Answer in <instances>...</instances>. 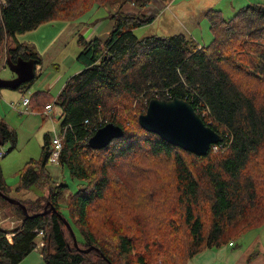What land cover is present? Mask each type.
I'll return each mask as SVG.
<instances>
[{
	"label": "trees",
	"instance_id": "obj_1",
	"mask_svg": "<svg viewBox=\"0 0 264 264\" xmlns=\"http://www.w3.org/2000/svg\"><path fill=\"white\" fill-rule=\"evenodd\" d=\"M116 1L143 7L153 0H7L0 9V64L5 57L4 67L32 61L35 70L17 90H29L43 63L18 34ZM205 16L213 39L200 44L185 32L139 38L134 30L152 24L155 14L109 12L104 36L80 37L76 60L82 69L57 97L52 90L31 95L29 108L38 113L56 99L64 135L59 163L79 182L63 207L69 185L54 180L47 135L41 157L19 171L17 190L48 186L49 192L17 199L29 215L47 204L57 212L26 216L0 194V210L12 205L21 219L11 238L10 230L0 229V264L23 261L37 248L40 231L46 264H189L198 253L264 226V2L247 4L230 18L218 8ZM175 97L189 101L223 136L217 149L198 155L140 125L153 98ZM110 122L124 135L102 149L90 147V138ZM6 142L9 153L18 133L0 119V156ZM9 190L0 163V192Z\"/></svg>",
	"mask_w": 264,
	"mask_h": 264
},
{
	"label": "rangeland",
	"instance_id": "obj_2",
	"mask_svg": "<svg viewBox=\"0 0 264 264\" xmlns=\"http://www.w3.org/2000/svg\"><path fill=\"white\" fill-rule=\"evenodd\" d=\"M152 2L154 8H152L150 4L140 7L130 2L122 3L119 1L109 2L104 7H97L95 5V7L91 8L82 18L70 21L60 19L48 21L35 30L18 34V38L21 42H26L34 46L39 53H43L45 61L47 59L50 60L54 58V55L49 56V54L51 50H54L53 44L60 32L64 33L63 40L68 41L66 45L67 50L80 51L79 49L82 48L79 43L80 37L84 36L86 39H91L93 33L98 30L96 26L93 25H97L101 21L106 20V26L96 33L98 36H104L109 29L110 19L108 18V13L121 10L127 13L142 12L148 15L157 14L154 23L134 30V34L139 38L153 34L164 35L167 33L185 32L188 35H194L200 44H208L213 39L210 24L205 16V12L208 9L220 8L223 11L224 17L230 18L239 8L254 2H264V0H153ZM76 26L79 27V30L73 29ZM72 33H74L73 37H71ZM75 62L77 66H81L77 60H75ZM5 64L7 65L6 57L0 64V78L10 79L13 73L8 66L4 67ZM74 69V67L70 68L69 72L74 71ZM65 72L66 68H63V73ZM0 91L3 95L0 98V115L3 113L0 118L4 119L9 126L14 128L18 133V143L15 149L7 153L11 146L10 142L4 143L1 147L0 163L6 183L11 189L8 194L13 198L19 199L41 198L42 195L48 194V186H34L31 189L24 188L21 191L17 190V186L20 182L19 171L30 159H38L41 157L43 146L42 141H38L37 133L43 127L46 129L50 128L52 131L53 125L59 129V115L61 110L56 107L55 99L53 101L54 108L50 112L49 117H44V119H42L41 116L34 117L27 113H21L20 110L12 108L11 103L21 101L23 96L31 97L34 92L31 93L29 90L25 91L24 95L19 100H16L15 96L17 93L15 91L17 90L1 88ZM54 91H57V89L55 88ZM54 95L56 98L58 94L54 93ZM2 154L6 155L2 156ZM49 168L58 175L55 176L57 181L65 182L69 185V188L64 192L60 200L63 207H65L67 199L78 187L79 180L74 177L72 178L67 169L65 168L62 170L61 166L58 164H50ZM2 209L3 210H0V215L3 220H5L2 223L4 228L10 229L12 226L15 228L20 225L21 219L15 215L16 210L14 206L7 204L4 205ZM11 219L16 220L14 225L11 224ZM40 240V237L36 239L38 245ZM41 253V248L37 246V248L19 264H46Z\"/></svg>",
	"mask_w": 264,
	"mask_h": 264
},
{
	"label": "water",
	"instance_id": "obj_3",
	"mask_svg": "<svg viewBox=\"0 0 264 264\" xmlns=\"http://www.w3.org/2000/svg\"><path fill=\"white\" fill-rule=\"evenodd\" d=\"M8 66L16 71V77L13 79L0 78V89H17L22 83L30 80L34 75V63L32 61L18 64L9 63ZM140 125L150 131L158 134L164 140L179 146L184 150L206 155L213 145L223 141V136L206 125L202 117L198 114L194 106L187 100L175 97L173 99L153 98L147 111L139 116ZM123 127L115 123H107L100 127L89 140V146L95 149H102L110 144L114 139L124 135ZM3 197L11 204L22 206L26 216L46 215L51 212H57V209L47 204L44 211L35 215H29L26 205L19 199L13 198L0 192ZM77 248L78 239L70 223L64 218ZM93 247L81 249L83 252H89ZM111 264V263H110Z\"/></svg>",
	"mask_w": 264,
	"mask_h": 264
},
{
	"label": "crops",
	"instance_id": "obj_4",
	"mask_svg": "<svg viewBox=\"0 0 264 264\" xmlns=\"http://www.w3.org/2000/svg\"><path fill=\"white\" fill-rule=\"evenodd\" d=\"M150 5H152V8H154L153 2ZM106 23H107L106 20H103L99 24L93 25V26H96V28L98 29L97 31L93 33V37L96 35L98 31L102 30L106 26ZM73 29L79 30V27L76 26ZM63 35L64 33L60 32L56 41L53 44L54 50H51L49 54V56L54 55L53 59H50V60L47 59L45 61L43 57V53H40L43 57V63L37 65L36 67L38 78L35 80L33 85L29 88V91L31 93L39 91V90H52L55 94H59L62 88L64 87L65 83L75 73L79 72L82 69V66H79V65L77 66L75 62L76 57L82 48L79 49L80 51L67 50L66 45L68 41L63 40ZM73 35L74 33L71 34V37H73ZM190 36L196 39L194 35L190 34ZM72 67L75 68L74 71L69 72L70 68ZM63 68H66L65 73H63ZM10 71L13 73L12 76H10V79L15 78L17 75H15V73L13 72L11 68H10ZM55 88L57 89V91H54ZM15 92L17 93L15 98L16 100H19L24 95L25 91L17 90ZM2 96H3L2 92L0 91V98ZM23 113L30 114L31 116H34V117L41 116L42 119L46 117L42 113L33 112V111L23 112ZM2 114L3 113H1V115ZM47 135H51L50 128L46 129L43 127L37 133L38 141H42V146L45 144V138ZM50 164L60 165V163H53V162H50ZM61 169L63 170L65 169V167L61 166ZM51 173L54 176V180L57 181L55 179V176H58V175L55 174L54 171L52 170H51ZM36 187H41V186H36ZM30 199H35V198H30ZM189 264H264V226L250 229L241 239L235 241L233 245L228 244L220 248L206 249L198 253L189 262Z\"/></svg>",
	"mask_w": 264,
	"mask_h": 264
},
{
	"label": "built area",
	"instance_id": "obj_5",
	"mask_svg": "<svg viewBox=\"0 0 264 264\" xmlns=\"http://www.w3.org/2000/svg\"><path fill=\"white\" fill-rule=\"evenodd\" d=\"M7 0H0V9L2 5H6ZM29 103H30V97L27 96H23V99L19 102H12L11 106L12 108H14L15 110H20V112H32L29 108ZM54 108V102H51L49 104H47L45 110L42 112L43 115H45L46 117L50 116V112L53 110ZM51 154H50V162L53 163H59L60 162V156H61V151L63 149V139H64V135L62 134V131L59 127V129H57L55 127V125H53L52 131H51ZM217 145V144H216ZM215 149H217V146L213 145ZM9 220V219H6ZM5 220H3L2 216L0 215V229H5L2 225V223ZM16 220L11 219L10 222L12 225H14ZM21 224V223H20ZM20 225H18L17 227H19ZM14 227L12 226L9 232L6 233V237L7 238H11L14 235V232L12 231ZM7 229V228H6ZM41 238L39 245L37 244L38 247H40L41 249L46 245V240H45V234L43 231H40L39 236ZM230 245L234 244V241H231L229 243Z\"/></svg>",
	"mask_w": 264,
	"mask_h": 264
}]
</instances>
